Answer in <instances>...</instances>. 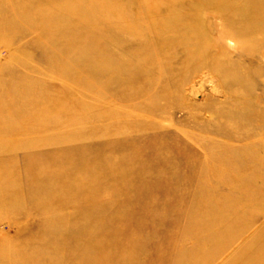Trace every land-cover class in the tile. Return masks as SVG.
<instances>
[{"label":"rangeland","instance_id":"1","mask_svg":"<svg viewBox=\"0 0 264 264\" xmlns=\"http://www.w3.org/2000/svg\"><path fill=\"white\" fill-rule=\"evenodd\" d=\"M263 136L264 0H0V264H185Z\"/></svg>","mask_w":264,"mask_h":264},{"label":"bare ground","instance_id":"2","mask_svg":"<svg viewBox=\"0 0 264 264\" xmlns=\"http://www.w3.org/2000/svg\"><path fill=\"white\" fill-rule=\"evenodd\" d=\"M41 20L43 19L41 18ZM41 32L42 31L39 29V35ZM35 35L37 34H32V37H35ZM227 40L230 39L227 38ZM224 41L226 42V40ZM236 41L239 40L237 39ZM7 82L6 86L9 90L12 88V85L9 80H7ZM75 87L76 86H71L70 88L72 90ZM33 105L36 106V104ZM29 112V107L22 104L17 108L15 114L17 113V115H20L17 116V118L20 117V121H22L24 115L29 114ZM14 124L15 123H13L11 127ZM10 134L11 133L2 134V137L8 139L7 141H11L9 139H17L10 137ZM18 138H20V136H18ZM259 142L250 144L249 151L235 154L231 152L230 149L223 147L222 150H218L217 152L219 154L217 163L211 161L204 165V171L214 176L216 175V177L223 181L231 191L238 190L240 192V197L236 199L228 197L227 201L229 202L227 204L221 199L220 201H216L206 197L198 202L200 206L196 204L198 206L196 211L198 221L196 224H192L193 222L191 221L192 223H190V225L192 224L195 227H191L192 229L188 232V235H191L197 226L200 231L197 236H193V239H196L193 250L187 251L183 255L186 259L185 264H215L216 259L227 252L228 247L232 245L236 239H242L243 244L239 247L233 246V248L230 249V251L232 250V259L226 260L221 264H264V229L250 230L248 228L245 230L243 225V222L251 213L260 210L264 214V138L260 143ZM250 160L254 162V164L245 166L243 162ZM251 176H253L254 179ZM254 180H260L262 187H258L259 184L257 185ZM8 202L9 199L6 197L2 196L0 198V206H5ZM239 210L241 211L239 213L240 216L233 214L234 211L236 213V211ZM204 239H206V241ZM219 241H224L225 246L222 248L218 247L217 243ZM10 244V241L5 239L0 241V261L2 260L1 257L5 256V248L9 247ZM21 258H23V256Z\"/></svg>","mask_w":264,"mask_h":264}]
</instances>
